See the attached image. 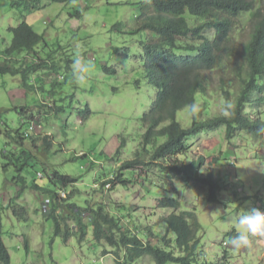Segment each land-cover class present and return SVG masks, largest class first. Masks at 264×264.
Instances as JSON below:
<instances>
[{
	"label": "trees",
	"instance_id": "1",
	"mask_svg": "<svg viewBox=\"0 0 264 264\" xmlns=\"http://www.w3.org/2000/svg\"><path fill=\"white\" fill-rule=\"evenodd\" d=\"M70 1L46 0L48 4ZM42 4H45L44 0H13L12 5L21 8V22L18 26L11 27L12 42L3 50L13 66L9 63L0 65L3 73L22 75L26 93L44 90L48 85L44 82L43 72H49L48 75L57 78L62 75L63 67H67V71L71 70L74 60L70 55L57 59V50H42L49 45L45 35L34 29L24 13L31 12L32 8L38 10ZM167 11L171 12L170 16L164 15ZM141 12L138 31L149 29L158 37L155 42L141 40L144 48L138 60L141 69L129 86L133 93L145 97L147 101L144 104H148L140 119H135L138 127L136 136L140 145L134 152V157L121 160L122 150L127 146V136L123 134L120 146L112 158L122 162L108 169L103 164L96 174L98 184L102 183V190H105L108 185L115 188L120 184L127 186L136 179L143 181L154 172V168L157 170L160 188L165 192L157 206L171 210L163 219L164 228L161 232H152L161 241L151 239L152 233L144 237L145 230L142 235L138 233V228L134 230L125 218L121 219V216L113 214L106 201L98 203L89 199L85 204L77 202L74 199L77 193L75 186L81 178L72 172H62L61 166L58 169L52 168L47 163L52 155V148L56 145L53 139L55 135L36 130L37 123L46 128L51 126L45 122L49 119L36 118L37 115L46 118L47 114L61 118L66 111L72 115L74 109L71 99L78 94L79 87L73 81L67 86L66 81L70 77L68 74L62 75V79H55L51 87L48 86L49 90H60L63 95L52 91L50 100L42 96L37 104L36 114H25L24 108L17 127L2 124L0 134L6 138L1 151L4 170L11 167L15 170L13 181L18 187L16 198L23 197L28 188L37 193L39 200L45 196L42 205L46 207V217L54 224V236L61 237L64 242L72 237L78 238L80 242L88 238H93L98 243L105 240L115 249L113 253L117 264H136L142 257L152 258L155 264H225L208 259L202 251L201 239L205 230L199 220L197 206L191 208L185 205L177 196L179 188H176L172 179L179 177L191 189L205 191L207 204L218 203L228 190V173L212 170L203 173V156L188 160L192 140L201 133L225 127L228 139L233 142L238 133L252 130L256 125V120L253 119H264V0H151L143 4ZM76 13L80 12H71L70 15L74 17ZM245 13L250 14V17L244 18ZM187 15L195 19L194 25H190ZM80 16L81 14L77 15ZM243 27L250 28L249 38L236 47L235 32ZM42 43L45 45L40 50L38 47ZM17 54L20 57L29 54L37 61L26 64V60L14 58ZM234 54L237 60L231 61ZM107 62L102 65L103 70L115 73L116 69ZM231 63L234 66L228 65ZM225 67L227 74L221 75L218 89L226 102L234 105L235 114L231 118L223 117L222 113L211 114L209 110V94L214 80L212 74ZM138 68L135 67L134 70ZM35 72L40 81L35 79V83H32V74ZM143 87L149 88V93ZM114 88L118 90L117 87ZM66 90L68 93L64 92ZM67 100L68 104H65ZM50 101L53 103L48 106ZM193 103L199 105L200 111L196 117L192 115L191 126L187 127L178 116ZM202 109L206 118L201 117ZM44 111L45 114L42 113ZM77 111L84 116L86 123L82 124L83 127L88 126L90 119L86 118L91 114L90 107ZM69 120L71 119L66 120L65 125L60 123L64 138L70 134ZM63 144L64 141L59 142L57 153L64 150ZM233 146L238 150L239 146ZM97 151L95 146L84 154L74 153L64 163L88 159L90 164L87 168H96L97 165L100 166L95 159L96 154L108 157L103 150ZM235 152L236 150L225 149L224 156L228 159ZM42 154L49 156L44 158ZM180 157L186 159L181 160ZM220 159L221 157H215L214 161L219 162ZM39 165L41 168L38 170ZM26 169L33 173V181L30 183L25 176ZM132 171H138V176H128ZM70 188L72 190L67 197H62L61 192L69 191ZM238 200L243 204L244 200L255 204L257 201L264 202L256 194L246 198L239 197ZM221 202L224 203L223 200ZM12 208L21 220L28 219L25 206L18 209L13 204ZM4 209L6 208L0 207V264H12L11 254L4 240L1 216ZM72 222L74 227H71ZM89 226H92V232L88 231ZM232 234L236 233L232 232L230 236ZM24 239L26 249L31 251L29 237ZM227 259L228 256H225V260Z\"/></svg>",
	"mask_w": 264,
	"mask_h": 264
},
{
	"label": "rangeland",
	"instance_id": "2",
	"mask_svg": "<svg viewBox=\"0 0 264 264\" xmlns=\"http://www.w3.org/2000/svg\"><path fill=\"white\" fill-rule=\"evenodd\" d=\"M128 1L131 2L127 3ZM44 3L38 10L32 8L31 12H24L34 29L39 33H44L49 44L46 48L42 43L43 45H40L38 49L44 46L42 50L47 52L57 50V59L66 58L68 55L74 59L75 53L79 51L85 60L94 64V69L89 74L86 83L78 86V94L71 99L74 109L71 112L72 115L67 111L62 113L61 118L52 114H47L46 118L37 115L36 119H49L45 122L51 126L46 128L37 123L35 129H39L47 135L52 133L55 135L53 139L56 145L52 148V155L47 159V163L52 168L58 169L61 166L62 172H72L81 178L75 186L77 193L74 199L77 202L85 204L89 199L98 203L106 201L111 212L121 216V219L125 218L127 223L134 227V230L138 228L141 235L145 230L144 237L148 233L161 232L164 228L163 219L171 211L157 206L158 200L165 195V192L160 188L161 183L157 179L158 174L155 168L147 178L142 179L143 181L136 179L127 186L120 184L115 188L104 187L105 190H102V183L98 184L96 174L103 164V167L108 169L111 166H118L122 162H117L112 158L120 146L123 134L127 136V146L122 150L121 160L134 157V152L140 145V140L136 136L138 127L135 119H140L142 112L148 108V104H144L147 101L145 97L133 93L129 86L133 77L141 69V65L138 63L139 55L141 56L144 51L141 40L158 37L149 31L133 32L138 27L141 7L146 3V0H71L68 3L51 4L44 0ZM12 4L13 0H0V65L10 62L9 57L3 54V50L12 42L11 27H16L21 22V8L14 7ZM76 11L81 12L80 17L70 15L71 12ZM248 17L250 14L245 13L244 18ZM194 20V18H190L193 23ZM121 24L124 26L116 29ZM249 33V27L236 30L234 40L236 47L249 38ZM126 46L130 47L128 55L113 58V56L122 53ZM116 49L117 51H115ZM115 52L118 53L115 54ZM14 58L26 60V64L29 65L37 61L29 54H24L21 57L20 54H17ZM236 60L237 56L234 54L231 61ZM106 62L116 69L115 73H107L103 70L102 65ZM228 65L231 67L234 66V63ZM24 67L27 66L24 65ZM135 67L139 68L134 70ZM226 71L225 67L212 74L214 80L211 83L209 94L211 114L222 113L223 105L226 102L222 97V92L218 89L219 79L221 75L227 74ZM47 73L49 72H43L42 75L45 78L44 82L49 87H51L52 81L62 79V75L65 74L70 75L66 81L67 86L72 83L71 70L67 71V67L62 68V75H58L57 78ZM36 74L38 73L32 74V83H35V79L37 82L40 81ZM48 86H45L41 91L34 90L26 93L22 75L3 73L0 70V127L4 123L17 127L24 108L26 109L25 114H36L37 104L42 96L50 100L52 91L55 93L60 91L49 90ZM114 87H117L118 90H115ZM143 88L149 93V88ZM59 94L63 95L60 92ZM68 101L65 104H68ZM50 102L48 106L53 103V101ZM87 106L91 109V114L86 118L90 119V122L88 126L84 125L83 127L82 124L86 122L84 116L78 114L77 109L83 111ZM203 111L202 109L201 117L206 118ZM42 113L45 114V111ZM180 115L178 116L180 121L190 127L192 120L190 110H183ZM67 119H71L69 120L71 126L68 127L70 134L69 137L64 138L61 124L65 125ZM5 139V136L0 134V207L6 208L2 211L1 216L5 233L4 240L11 254L12 264H117L115 253H113L115 249L105 240L98 243L93 238H88L80 242L78 238L72 237L68 242H64L61 237H55L54 224L46 217L48 215L45 212L46 207L42 205L43 200L46 199L45 196L39 200L37 193L28 188L23 197L16 198L18 187L13 181L15 170L13 167L7 171L4 170V160L1 154ZM61 141H64L62 146L64 150L57 153L58 144ZM231 141L228 139L225 127L205 131L192 140V150L188 161L203 156L204 165L201 171L203 173L210 170L228 173L231 182L229 187L232 185L234 187L244 186L239 189L243 198L249 197L251 193H264V182L261 186V181H264V160L255 161L253 149L237 150V147L233 146L242 144L241 136L234 139L233 142ZM95 146L97 152L103 150L108 156L105 158L96 154L95 159L100 166L87 168L90 164L88 159L64 163L66 158L73 156L74 153L84 154ZM225 149L236 150V152L227 159L224 156ZM48 156L45 155L44 158ZM215 157H221L220 161H214ZM180 158L181 160L186 159V157ZM173 162L177 161L173 160ZM37 168L39 170L40 165ZM135 175L138 176V171L128 173L130 177ZM25 176L29 183L33 181L31 170L26 169ZM241 177L243 178L241 179ZM172 180L176 188H179L177 196L185 205L191 208L197 206L199 220L205 230L201 239V248L208 259L228 264L229 259L225 260V256H228L231 258V264H264V238L253 237L251 247L238 250L229 243L228 231L236 233L237 226L234 223V218L237 214H243L245 210L253 208L250 202L242 205L239 203L237 195L234 197V194L226 193L221 197L224 203L209 205L205 200V191L191 189L185 183L183 184L179 177H173ZM71 190L70 188L66 194ZM13 204L18 209L21 206L26 207L27 220H21L22 218L14 213ZM71 227H74L73 222ZM26 236L30 239L31 251L26 249L24 239ZM150 236L156 242L161 241L153 233ZM223 240L227 241L226 248L222 244ZM226 249L227 254L224 252ZM136 264H155V262L150 257H142Z\"/></svg>",
	"mask_w": 264,
	"mask_h": 264
},
{
	"label": "clouds",
	"instance_id": "3",
	"mask_svg": "<svg viewBox=\"0 0 264 264\" xmlns=\"http://www.w3.org/2000/svg\"><path fill=\"white\" fill-rule=\"evenodd\" d=\"M150 1L151 0H146V3H149ZM130 2L131 1H128L127 3H130ZM78 12H80V11H78ZM78 14H81V12L76 13L75 16H77ZM170 14H171V12H168V11L166 13H164V15H166V16H170ZM141 15H142V12H141ZM141 15H140V21H139L138 27L133 32H139L138 28L140 27V24H141ZM188 17H189V20H190V18H192V16H188ZM195 23L196 22L193 23V21H192L190 25L192 26ZM123 26H124V24L118 25L116 27V29H119L120 27L122 28ZM148 31L152 32V34H155L153 31H151L149 29L145 30V32H148ZM150 40H153L155 42L157 40V38L153 37V39H150ZM150 40L148 39V42H150ZM118 49L121 50L120 48H118ZM129 49H130V47L126 46L123 48L122 53L117 54L118 52H115V54H117V55L113 56V58L116 59V57H125V55L129 54ZM93 69H94V64L91 61L85 60V58L80 54V52L77 51L75 53V58H74L72 65H71V76H72V81L74 82V84L77 86L84 85L88 79L89 74L93 71ZM184 110L185 111L190 110V113L193 115V117H196L200 111V107H199V105L193 103L189 106V108H186ZM234 114H235L234 105L231 102H225V104L223 105V108H222L223 117L231 118L232 116H234ZM178 119H179V117H178ZM253 120H256V122H255L256 125L252 128V130H246L245 132H241V134H239V133L237 134L236 138H238L240 136L243 138L242 144L237 145V146H239L238 150L243 149L246 151L247 149L248 150L253 149L254 154H255L254 158L256 157L255 161L259 162L261 160H264V119H253ZM191 122H192V120H191ZM246 153H248V152H246ZM242 178L243 177H241V179ZM254 182H255V180H254ZM263 182L264 181H261V186H262ZM230 184H231V182H230ZM106 187H108V189H109L110 185H108ZM243 187H241V186L234 187L232 185V187H229L228 190H226L223 195H225L226 193H229V194H234L235 195L234 197H236V195L238 198L242 197L239 189H241ZM263 189H264V185H263ZM67 192L68 191H62L61 192L62 197H67V195H68V194H66ZM255 192H256V190H255ZM253 194H256V193H251L250 195H253ZM256 196L261 197L264 200V193L256 194ZM220 203L222 204L221 198H220V201L218 203H214V204H220ZM239 203H242V202H239ZM250 203L252 204L253 208H251L249 210H245L243 214H237V216L234 218V223L237 226L236 227V234L235 235L232 234V236H230V233H232V232L228 231V234L230 236L229 243L233 246L234 249H237V250L240 248L251 247L253 237L264 238V202L261 203L260 201H257V203L255 204L252 201H250ZM244 204H249V200H244ZM244 204L242 203V205H244ZM209 205H211V204H209ZM164 209H166V208H164ZM89 228H88V231L92 232V229H93L92 226H89ZM137 232L139 233V229ZM222 244L225 247L227 245V241L223 240ZM224 252L227 254V249ZM228 259L229 260L227 263L231 264V261H230L231 258H228Z\"/></svg>",
	"mask_w": 264,
	"mask_h": 264
}]
</instances>
